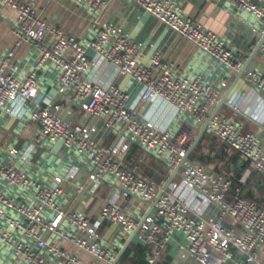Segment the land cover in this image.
I'll use <instances>...</instances> for the list:
<instances>
[{
  "label": "built area",
  "instance_id": "obj_1",
  "mask_svg": "<svg viewBox=\"0 0 264 264\" xmlns=\"http://www.w3.org/2000/svg\"><path fill=\"white\" fill-rule=\"evenodd\" d=\"M73 1L94 17V38L85 44L49 24L33 1L0 0V9L6 8L14 15L11 32L15 37L13 46L0 54V121L14 115L17 105L24 111L29 108V101L34 102L28 117L40 138L60 142L70 156L84 159L90 181L111 183L123 199L133 196L140 202L153 201L154 212L137 216L121 208L116 199H109L91 221L84 212L62 205V184L74 178V170L53 175L46 184L24 166L30 160L32 147L10 146L0 161V248L18 264H128L117 259V244L108 242L98 232L103 222H109L117 225L123 235L136 231L141 242L156 245L146 253L145 264L156 263L171 233L183 236V251L197 264H226L233 251L244 256L243 264H264L259 259L260 251H264V209L254 199L244 197L229 177L189 159L187 135L174 140L167 124L143 116L135 105L129 104L128 93L113 82L100 85L85 79L84 72L93 65L86 50L92 49L119 74L139 85L141 104L157 99L174 115H185L198 125L206 124L208 134L235 150L264 180V148L258 135L241 130L226 116L212 114L224 81L213 86L199 75L179 74L162 60L159 51L146 57L141 43L129 39L116 25L102 22L107 0ZM127 1L191 42L228 74L241 69V53L185 18L174 1ZM228 1L237 11L251 14L264 25V0ZM23 44L32 48L35 58L32 67L20 76L12 59ZM259 52L264 59V42ZM45 63L57 70L60 90H70L71 104L86 117L103 120L107 129L119 134L115 145H100L92 137L93 127L67 123L56 108L39 105L36 71ZM245 78L264 98V74L250 71ZM231 109L237 112L239 108L233 103ZM129 144L162 160L170 171L177 169L178 179L170 183L169 190L146 178L137 165L122 161ZM181 189L194 193L217 214L194 217L188 201L178 197ZM237 227L241 233L235 231ZM158 235L162 240L157 239Z\"/></svg>",
  "mask_w": 264,
  "mask_h": 264
},
{
  "label": "crops",
  "instance_id": "obj_2",
  "mask_svg": "<svg viewBox=\"0 0 264 264\" xmlns=\"http://www.w3.org/2000/svg\"><path fill=\"white\" fill-rule=\"evenodd\" d=\"M22 1H33L42 18L61 28L80 44L94 38V17L84 6L76 4L73 0ZM107 1L108 7L102 22L116 25L129 39L141 43L146 57L153 51H159L162 60L179 74L189 77L199 75L213 86H219V83L224 81L225 86L220 88L219 99L212 109V114L226 116L243 131L255 132L264 148V98L245 78V73L250 71L264 74V59L260 56L259 47L256 48L264 34V25L259 19L237 11L228 0H172L179 6L185 18L213 32L241 53V68L246 66L248 70L238 76L241 69L237 73L228 74L195 45L170 32L135 4L127 0ZM13 16L6 8L0 9V54L6 53L14 44L15 37L11 32ZM86 53L92 59L93 65L84 72L85 79L100 85L113 82L128 93L129 104L135 105L143 116L157 118L167 124L174 140L187 135L191 144L204 127L191 122L185 115H174L169 109L161 106L157 99L141 104L139 85L128 76L119 74L113 65L99 58L92 49L88 48ZM34 58L32 48L28 44L21 45L15 51L12 62L18 67V75H24L32 67ZM57 75V70L50 63L43 64L36 71L39 105L56 108L57 114L67 123L93 127L92 137L100 145H115L119 134L107 129L103 120L86 117L78 106L71 104L68 100L70 90L66 87L60 90ZM233 103L239 108L237 112L231 109ZM33 107L32 101H29V108L24 111L21 105H17L14 115L0 121V161L5 156V149L10 146L18 149L31 146L33 150L30 160L24 166L30 174H35L46 184L50 183L53 175H65L74 170V178L62 184L65 192L62 205L84 212L91 221L96 218L101 205L109 199H116L121 208L131 210L137 216L153 214V201L140 202L133 196L123 199L111 183L90 181L87 177L88 165L84 159L70 156L60 142L50 143L40 138L36 125L28 117ZM190 156L208 170L229 177L232 186L240 187L244 197L254 199L264 209V180L249 168L247 162L235 150L208 134L206 128L188 154L189 158ZM121 159L127 164L137 165L146 178L156 181L162 187L172 177L166 190H169L171 182L178 179L177 173L170 171L162 160L151 154H144L137 145L129 144ZM178 197L188 201L194 217H214L217 214L212 206L206 205L191 191L181 189ZM224 221L228 223L227 219ZM235 231L241 233L238 227ZM98 232L108 242L117 244L119 253L122 252L119 260L128 264H145L146 253L156 247L154 244L141 242L136 233L133 235L134 232L129 235L121 234L117 225L109 222H103ZM157 239L162 240L161 235H158ZM184 243L182 235L171 233L169 240L160 249L155 264H197L183 251ZM259 259L264 263L263 250L259 253ZM243 260V255L233 251L232 258L226 264H243ZM0 264L18 263H13L8 252L0 248ZM249 264L259 263L255 261Z\"/></svg>",
  "mask_w": 264,
  "mask_h": 264
},
{
  "label": "water",
  "instance_id": "obj_3",
  "mask_svg": "<svg viewBox=\"0 0 264 264\" xmlns=\"http://www.w3.org/2000/svg\"><path fill=\"white\" fill-rule=\"evenodd\" d=\"M264 41V34L262 35V37L260 38L256 48L258 49V47L260 46V44ZM247 67H242L241 70L238 72V76H240L241 74H243V72L247 71ZM206 124L204 125V127L201 129V131L195 136V138L193 139V141L191 142V144L189 145L188 149H187V156L188 154L191 152V150L194 148V146L197 144L202 132L205 129ZM177 173V169L174 170V174ZM172 178V177H171ZM171 178L168 180V182L164 185L163 189H166V187L168 186L169 182L171 181ZM136 233V231H134L133 235ZM132 235V237H133ZM131 237V238H132ZM122 253V252H121ZM121 253L118 254L117 259L120 258Z\"/></svg>",
  "mask_w": 264,
  "mask_h": 264
},
{
  "label": "trees",
  "instance_id": "obj_4",
  "mask_svg": "<svg viewBox=\"0 0 264 264\" xmlns=\"http://www.w3.org/2000/svg\"><path fill=\"white\" fill-rule=\"evenodd\" d=\"M192 157H193V156H190V158H189V159H192ZM218 173H219V172H218Z\"/></svg>",
  "mask_w": 264,
  "mask_h": 264
}]
</instances>
